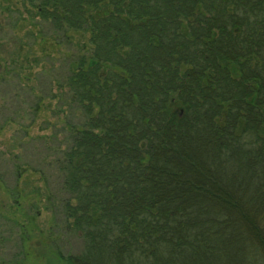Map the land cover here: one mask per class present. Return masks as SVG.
Segmentation results:
<instances>
[{
    "label": "trees",
    "instance_id": "obj_1",
    "mask_svg": "<svg viewBox=\"0 0 264 264\" xmlns=\"http://www.w3.org/2000/svg\"><path fill=\"white\" fill-rule=\"evenodd\" d=\"M28 1L52 35L90 34L57 86L67 134L48 161L54 225L39 234L58 262L264 264V0ZM22 51L4 64L37 114ZM6 191L22 208L18 184ZM33 206L27 222L0 212L19 263ZM57 234L80 236V251Z\"/></svg>",
    "mask_w": 264,
    "mask_h": 264
},
{
    "label": "rangeland",
    "instance_id": "obj_2",
    "mask_svg": "<svg viewBox=\"0 0 264 264\" xmlns=\"http://www.w3.org/2000/svg\"><path fill=\"white\" fill-rule=\"evenodd\" d=\"M42 23L28 0H0V77L11 79L4 63L11 62L12 54L15 55L22 45V56L17 60L20 65L16 67L19 71L31 73L32 77L37 75L32 78V83L44 94L40 110L33 114L30 110L35 103L33 95L19 89L18 80L0 84V206L5 207L0 212H8L21 222H27L29 218L23 216L24 212L32 215L29 208L34 211L33 204L38 206V215L34 219L38 229H35L31 241L26 242L32 256L24 263L17 261L21 259L22 250L16 230L13 227L11 233L0 219V236L4 234L5 237L0 238V264H60L49 249L48 244L52 241L46 240L45 233L39 234L40 229L47 233L54 225L52 212L46 206H49L50 190L56 192L58 188V180L56 170L48 161L53 157L57 142L67 134L63 122L66 113H59V109L67 110V107L60 102L57 86L65 74L66 56L83 52L84 45L89 47L90 34L71 32L70 38L62 34L52 35ZM53 136L56 137L53 139ZM19 170L23 175L17 181L16 171ZM16 184L25 195L20 200L24 210L16 208V195L6 191ZM54 238L57 247L66 255L76 254L82 247L78 235L59 237L57 234ZM53 248L57 249L56 246Z\"/></svg>",
    "mask_w": 264,
    "mask_h": 264
}]
</instances>
